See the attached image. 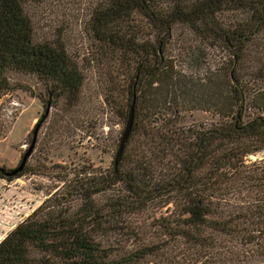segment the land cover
Instances as JSON below:
<instances>
[{
  "label": "trees",
  "instance_id": "1",
  "mask_svg": "<svg viewBox=\"0 0 264 264\" xmlns=\"http://www.w3.org/2000/svg\"><path fill=\"white\" fill-rule=\"evenodd\" d=\"M160 1L104 0L94 9V38L125 65L128 76L133 73L123 97L115 88L104 93L125 122L135 94L131 131L116 166L48 167L53 188L0 239V264H254L255 256L264 262V166L250 174L244 169L247 155L264 151V114L243 120V77L237 72L251 60L250 75L264 81V42L248 51L264 30V0H169L164 7ZM25 3L0 0V97L27 89L11 82L12 73L32 74L46 103L71 106L84 75L59 35L35 39ZM226 10L237 14L232 25L218 19ZM140 15L155 41L139 38L134 21ZM179 22L203 42L232 50L223 85L228 89L220 92L229 109L220 113L231 120L198 127L172 120L180 111L178 98L193 81L163 54ZM261 88L254 95L264 102ZM25 164L16 173L10 172L18 165H0V179L31 172ZM250 187L261 192L241 200L245 206L237 212L221 210L222 200L245 199L243 190ZM162 207L166 211L156 214Z\"/></svg>",
  "mask_w": 264,
  "mask_h": 264
},
{
  "label": "rangeland",
  "instance_id": "2",
  "mask_svg": "<svg viewBox=\"0 0 264 264\" xmlns=\"http://www.w3.org/2000/svg\"><path fill=\"white\" fill-rule=\"evenodd\" d=\"M103 1L26 0L25 9L33 23L35 39L53 40L59 35L77 61L84 83L73 105L68 106L64 101L49 105L35 75H10L11 82H21L27 89H13L0 97V165L16 167L30 146L37 124L38 131L25 164L31 172L11 180L0 179V239L41 202L47 190L53 188L54 179L46 173L52 164L91 166L97 170L113 164L125 119L116 107L105 101L104 93H108V88H115V93H121L123 97L126 84L133 80V73L128 76L125 65L119 64L110 50L94 38L90 18ZM159 4L164 7L169 0H161ZM236 16V12L226 10L219 13L218 19L224 25H232ZM134 25L141 40L155 41L145 17L135 16ZM257 42H264V30L249 44L250 54L258 47ZM163 54L166 62L173 63L176 70L193 77L187 84V91L178 98L180 111L172 119L177 125L210 126L232 119V115L226 118L220 113V110L225 113L229 110L220 92L228 89L224 78L231 67V49L220 43L216 45L214 40L203 42L187 24L179 22L172 27ZM250 62L240 63L237 71L243 77L244 121L264 114L263 99L254 95L260 94L257 90L260 84L263 85L260 92H264V81L250 75L255 66ZM113 78L115 83L111 84ZM237 102L230 107L233 113L239 105ZM163 106H159L161 110ZM246 164L247 174L260 170L264 166V151L247 155ZM254 188L243 190L245 199L231 196L222 200L221 210L237 212L245 206L241 200L258 193L257 189L261 192L259 187ZM165 211L162 207L156 214ZM261 261L263 257L260 256L252 259L254 264Z\"/></svg>",
  "mask_w": 264,
  "mask_h": 264
},
{
  "label": "water",
  "instance_id": "3",
  "mask_svg": "<svg viewBox=\"0 0 264 264\" xmlns=\"http://www.w3.org/2000/svg\"><path fill=\"white\" fill-rule=\"evenodd\" d=\"M134 106H135V94H133L132 97V101L129 105V109H128V115L126 118V122L124 125V128L122 130L119 142H118V146L116 149V152L114 154L113 157V165L116 166L117 162H118V158L121 155L123 148H124V144L129 136V133L131 131L132 128V124H133V117H134ZM37 131H38V124L35 126L34 130H33V135H32V140L30 143V146L28 148V150L25 152V154L22 156L20 163L18 164V166L16 168H14V170L10 173H16L17 171L21 170L23 165L25 164L27 157L29 156L35 141H36V136H37Z\"/></svg>",
  "mask_w": 264,
  "mask_h": 264
},
{
  "label": "crops",
  "instance_id": "4",
  "mask_svg": "<svg viewBox=\"0 0 264 264\" xmlns=\"http://www.w3.org/2000/svg\"><path fill=\"white\" fill-rule=\"evenodd\" d=\"M5 234H6V233H5ZM5 234H4V235H5ZM4 235H3V236H4ZM3 236H2V237H3ZM2 237H1V238H2Z\"/></svg>",
  "mask_w": 264,
  "mask_h": 264
}]
</instances>
